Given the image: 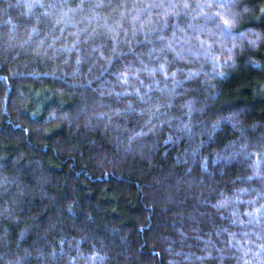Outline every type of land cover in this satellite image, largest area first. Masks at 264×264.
<instances>
[{"label":"trees","instance_id":"obj_1","mask_svg":"<svg viewBox=\"0 0 264 264\" xmlns=\"http://www.w3.org/2000/svg\"><path fill=\"white\" fill-rule=\"evenodd\" d=\"M0 264H264V0H0Z\"/></svg>","mask_w":264,"mask_h":264}]
</instances>
